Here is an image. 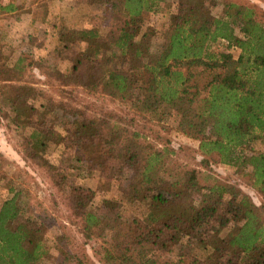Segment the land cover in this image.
I'll return each instance as SVG.
<instances>
[{"label": "trees", "instance_id": "1", "mask_svg": "<svg viewBox=\"0 0 264 264\" xmlns=\"http://www.w3.org/2000/svg\"><path fill=\"white\" fill-rule=\"evenodd\" d=\"M73 1L101 10L99 27L74 28L51 5L0 4V22L25 13L29 24L17 55L0 31V121L65 220L46 234L0 154V264H44L52 251L60 264H264V11L242 0ZM149 14L165 18L159 36ZM40 26L54 70L29 58ZM171 130L197 143L194 166L172 157ZM217 164L260 205L233 184L203 183L200 169ZM69 228L90 254L68 249Z\"/></svg>", "mask_w": 264, "mask_h": 264}, {"label": "rangeland", "instance_id": "2", "mask_svg": "<svg viewBox=\"0 0 264 264\" xmlns=\"http://www.w3.org/2000/svg\"><path fill=\"white\" fill-rule=\"evenodd\" d=\"M10 0H0V4ZM170 2L174 0H169ZM247 5L255 7L264 11V1L263 0H242ZM18 3V1H17ZM25 5L27 7L37 6H47L51 5L55 12L57 11H68L71 12L72 19L70 23L74 28L78 29H90L92 27H99L100 19L103 16L101 10L97 8H85V5H76L73 0H26ZM24 5V6H25ZM21 13V11H20ZM164 16V15H163ZM145 24L152 26L155 29L156 36H159L162 32L161 22L165 21V18L159 16H153L152 14L145 15ZM28 18L25 13H21L19 16H14L6 21L2 20L0 22V31L6 32L7 38L11 41L12 46L15 49V54L24 50L26 39L29 33L28 30ZM39 33L36 35V47L29 58H34L38 60L39 64L48 70H54L53 54L50 52L52 39L49 37L45 27L40 26ZM216 47V46H215ZM233 57L237 56V51H230ZM57 67V66H56ZM60 69L63 65H58ZM45 72V69L33 70L32 74L34 77L42 80L43 75L40 72ZM84 101L92 100L91 98L84 97ZM108 104L107 101H97V108L111 110L114 108V103ZM4 122L0 121V154L5 159L6 163L9 164L10 171L14 174L13 180L25 188L28 193L26 194V202L28 206L34 211L36 215L40 214L43 219L44 231L48 236L54 235L57 231V227L60 222L65 221L63 219V209L59 207L55 211L53 208V199H56V191L52 189L50 184L40 178L35 172L28 168L25 163L21 160L20 156L13 150L11 144L16 142L17 137L12 136V132L6 129ZM5 124V123H4ZM165 140L168 141L170 148L175 152L172 157L188 166H194V159L197 155L194 152L197 143L191 139H188L174 130L169 131L167 135H164ZM162 147V146H161ZM160 147V148H161ZM257 151L264 153V146L257 145ZM80 155H87L90 151L88 146L79 147L77 150ZM201 179L203 183H212L214 181L227 182L239 187L245 194H247L253 204L256 206L260 205V199L256 193L246 186L245 181L235 172L234 169L217 164L211 167L210 172L200 169ZM58 200H56L57 202ZM64 223V222H63ZM65 224V223H64ZM70 236L72 240L68 243V249L73 253H79L83 247L87 254H90V246L84 245L82 247V240L77 234L74 233V229L69 228ZM60 256L52 251L50 256L45 260L44 264H60Z\"/></svg>", "mask_w": 264, "mask_h": 264}]
</instances>
